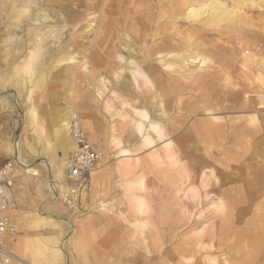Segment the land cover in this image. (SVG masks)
Returning <instances> with one entry per match:
<instances>
[{
	"label": "rangeland",
	"instance_id": "rangeland-1",
	"mask_svg": "<svg viewBox=\"0 0 264 264\" xmlns=\"http://www.w3.org/2000/svg\"><path fill=\"white\" fill-rule=\"evenodd\" d=\"M76 1L77 4H81L83 0H74L75 3ZM94 2L101 5L105 0H94ZM69 5L71 9L72 3ZM7 7V3H2L0 0V167L9 161L17 160L16 164L13 162V165L18 182H21L22 178H26L27 181L23 191H18L16 195L14 193L12 216L18 224V231L10 238L23 236L25 246V253H16V255L32 257L38 264H144L146 262L151 264H227L226 261L230 264H240L243 262V258L238 256V247L231 245V239L222 243V240L217 241L216 237L212 243H205L201 246L193 244L191 240L199 233L201 226H211L218 220L219 214L213 215L210 206L212 201H218L221 192L212 189L211 185L217 180L220 188L223 184V171L216 168L206 188L199 185L200 183L196 185V190L202 194L200 199L202 201L198 206L184 204L185 200L191 203L196 202L186 198L188 194L193 196V193L190 191L189 183L183 182L185 178L173 183L172 177L165 176L161 171L162 168L167 169L172 161L180 162L178 170L185 164H191L194 167L199 162L216 156L220 150V147L216 145L218 140L211 142L213 144L209 148L206 147L204 141L196 142L193 148L177 147L179 136L186 129L184 125L187 123L185 122H191L194 118L188 116L190 105L201 106L204 103H214L211 106L212 111H201L199 117L203 119L211 116L217 117L215 120L223 125L228 124L230 127L246 125L252 129L258 128L255 125H259L262 129L264 150V104L262 102L264 99V69L261 67L262 59H264V46L261 51H252V54L256 55L251 64L245 61L247 66L243 64L245 59L242 58V54L236 55V58L242 62L236 61L237 64L233 66L220 62L208 51L209 45H213L215 39L219 37L225 39L226 32H229L230 38H233V41L229 43L241 45L244 42H240L241 39L245 38L246 42L243 45L251 50L254 38H256L255 34L264 35L263 22L258 21L262 17L264 19V8L256 6L251 8L254 13H250L252 16L250 19L247 16L246 18L238 16L231 31L224 29L223 24H219L214 27L217 31L212 36L210 34L196 35V38L206 43L207 57L210 56L213 59L211 65L218 66L217 70L222 76L228 75L232 84L236 86L234 90H243V94L234 95L231 89L227 90V88L222 90V80H218L213 95L211 97L204 95L202 98L198 95L205 91V85H197L193 77V79L184 78L190 74V71L184 73L176 71L170 75H163L166 85L170 82H174L177 86L182 83V87L174 88L179 94L171 95V99L168 98L170 102L166 105L167 113L175 117L178 123L176 125L180 127L174 130V125L173 128L166 126L164 129L168 132V136L158 140L156 145L153 144L154 146L142 148L147 135L145 134L147 125L153 126L155 123H152L149 118L145 120V124H142V117L137 111L142 112L143 109L127 100L128 97L120 90L124 85V77L132 75L131 70L125 66L126 61L121 58L125 54L117 53L108 56L114 46L105 44L106 47L93 56L87 52L85 56L77 55V59L70 63L57 64L47 72L48 74L46 73L47 76L45 74L44 87L40 92L36 91L42 94L52 92L55 97L42 98L35 102L30 96L35 74L29 71L27 73L23 68L15 69L18 63L25 59L30 49L34 50V48L28 47L20 51L18 41L15 44L17 48L13 53L14 58L11 57L9 44L5 42L8 34L6 30L8 20L5 16ZM83 9L81 7L79 10ZM98 14V12L94 14L87 12L82 21L76 25L75 30L78 33L84 29L91 30L97 22ZM14 24H17L13 27L16 29V35L23 40H28L26 37L28 23L14 22ZM88 25L91 28H88ZM92 37L91 31L84 36V46L89 44ZM237 51L239 53V50ZM184 54L189 53L186 51ZM163 55H166V52ZM190 59L185 64L188 68L194 69L198 76L207 70L208 66H204L203 62L199 60L193 62L194 60ZM155 63L162 67L158 59ZM66 66L78 67L67 70ZM130 66L134 70H139L138 64H130ZM161 70H164L163 67ZM165 70L168 71V68ZM258 75L261 76L258 77ZM181 88L184 89L181 91L179 90ZM222 91L228 93L225 95ZM227 95H229L228 100L225 99ZM245 99L250 103L249 109L240 107ZM157 100L158 98H154L150 102ZM33 107H36L38 114L33 113ZM64 107H74L77 110L76 118H79L92 146L94 145L102 154L97 167L102 170L101 180L93 184L90 179L87 191L74 208H69L57 200L59 188L62 192L67 191V188L61 185L63 174L58 175V167L61 164L59 161L64 163L67 157L62 149L64 142L57 140L55 128L51 123V115L62 111ZM251 117H256L255 123L248 122ZM38 121L46 124V127L43 125L44 130H37L35 125ZM140 124L143 126L139 129ZM124 148H128L130 152L121 151ZM16 153L21 156V161L18 160ZM126 162L133 164L132 167L136 168L128 177L120 172ZM31 171L37 174L31 175ZM205 171L209 174L211 168H206ZM142 174L145 177L146 186L143 190H138L137 185L132 186L129 183H135ZM216 175L217 178H215ZM226 175L223 174V177ZM230 176L234 178L235 174L231 173ZM207 192L211 193L210 197L204 195ZM138 194L145 198L150 210L149 216L156 218V220L153 219L154 221L149 219L150 225L153 226L154 223L158 225L159 223L156 222L160 220V213L163 212L166 215L163 217L165 219L172 220L173 217L181 219L175 229L170 227L165 229L160 226V230L153 229L151 232L150 229L145 228L149 235L148 238L150 237V248L148 249L151 251L150 254L146 247L141 245V232L130 223L124 224L121 227L122 230L116 234L112 231L113 224L118 222L119 215H124L128 220L129 218L136 220V214H138L136 196ZM223 199L230 203L225 196ZM103 203L107 206H101ZM53 205H57V209L52 208ZM95 212H98L101 218L97 228L89 226L86 221ZM46 216L58 219V224L53 225V221L47 220ZM210 216L216 217L208 220ZM199 222L201 225L196 230L195 224ZM157 233L160 236H157ZM239 247H242V244ZM53 248L59 251L60 255L56 256V250L54 251ZM248 249L250 248H246ZM92 253L94 262H91ZM12 254L15 255L13 252ZM13 262L14 260L11 264Z\"/></svg>",
	"mask_w": 264,
	"mask_h": 264
},
{
	"label": "bare ground",
	"instance_id": "bare-ground-1",
	"mask_svg": "<svg viewBox=\"0 0 264 264\" xmlns=\"http://www.w3.org/2000/svg\"><path fill=\"white\" fill-rule=\"evenodd\" d=\"M1 1L8 5L5 15L8 20L6 29L8 34L5 42L9 44L11 57L14 58L13 53L17 48L15 44L18 41L20 42V51L28 47L34 48V50L30 49L25 59L20 61L15 69L23 68L26 69L27 73L29 71L31 74H35L30 94L35 102L42 98L51 99L55 97L52 92L51 94L50 92L45 94L39 92L45 85V74L57 66V64L62 62L70 63L77 59V55L85 56L87 52L93 56L105 48V44H112L114 46L108 56H113L117 53L125 54L126 57L121 56V58L126 61L125 66L131 70L132 75L131 77H124V85L120 86V90L128 97L127 100L143 109L142 112L137 111L142 117V124H145V120L149 118L152 123H155L153 126L148 124L149 128L147 125L145 131L147 135L141 146L142 148L152 146L158 140L168 136V132L164 129L166 126L173 128L174 125V130L180 127L176 125L178 123L175 117L167 113L166 105L170 102L171 95L177 96L179 94L178 90L174 88L182 87V83L178 86L174 82L166 85L163 75H170V73L176 71L179 73L190 71V74L184 78L193 77L197 85H205V91L198 95L202 98L204 95L210 97L213 95L216 81L218 80H222V90L227 88V90L231 89L234 95L243 94V90H234L236 86L232 84L228 75L222 76L220 71L217 70L218 66L211 65L213 59L210 56L207 57L206 43H203L200 38H196V35L204 36L205 34H210L212 36L217 31L214 27L219 24H223L224 29L231 31L238 16L245 18L247 16L250 19L252 17L250 13H254L251 8H254V6L264 8V0H105L101 5L94 2V0H83L81 4H77V1L75 3L74 0ZM70 3H72L71 9H69ZM81 7L84 9L79 10ZM87 12L88 14L98 12L99 14L96 17L97 22L91 30L84 29L78 33L75 30L76 25L82 21ZM258 21L263 22L262 31H264L263 17ZM14 22L28 23V29L26 30L28 40H23L19 35H16V29L13 27H16L15 25L17 24H14ZM87 27L89 28L90 25ZM90 31L93 37L90 38L89 44L84 46V36L88 35ZM255 35L256 38H254L255 41L252 44L251 50L244 47L245 38L241 39L240 42L244 41L241 45L229 43L233 41V38H230V33L226 32L224 34L225 39H220L219 37V39L214 40L211 38L215 43L209 45L208 51L216 56L220 62L233 66L238 61H241L236 58V55L242 54V58L245 59L243 64L247 66L245 61L251 64L256 55L255 53L252 54V51H261L264 46V35L262 33ZM76 50L78 51L76 52ZM237 50H239V53ZM186 51H188V55L184 54ZM164 52H166V55H163ZM190 58L194 60L193 62L196 60L203 62L204 66H208L207 70L200 74V76L197 73L195 74V70L188 68L185 64ZM156 59H158L164 70H161L162 67L155 63ZM130 64H138L139 70L132 69ZM262 64L261 67L264 69V59H262ZM73 67L78 66H66L67 70H72ZM165 68H168V71ZM170 86L171 88H169ZM182 89L184 88L179 90L182 91ZM36 91L39 92L36 93ZM222 92L224 93V91ZM227 93L224 94L226 95ZM228 96H225L226 100H228ZM154 98H158V100L150 102ZM262 102L264 104V99H262ZM212 105L214 103L210 102L204 103L201 106H189L188 116L194 118L191 122H185V124L187 123V125H184L186 129L179 136L177 147L193 148L196 142L204 141L206 147L209 148L213 144L211 142L218 140L216 143L220 147L218 154L199 162L194 167L191 164H185L182 166L183 169L181 167L180 170H178L180 162L172 161L168 168H162L161 172L165 176H171L173 183L185 178L183 182L187 181L189 183L191 187L190 191L193 193V196L188 194L186 198L195 200L196 202L191 203L185 200L184 204L193 206H198L202 201L200 200L202 194L196 190V185L200 183L199 185L206 188L216 168L222 170L223 174H227L225 177L222 174L223 184L220 185V188L217 185L216 179L211 185L212 189L221 192V195L218 196V201H212L210 206V208L212 207L213 215L219 214L218 220L213 222L211 226L203 225L200 229L198 226L201 223L195 224V228L196 230L199 229V233L191 240L193 244L201 246L205 243H212L216 240V237L217 241L222 240V243L231 239V245L238 247V256L244 260L240 264H264V150L262 148V129L259 125L255 124L258 127L256 129L249 128L246 125H233L230 127L228 124L223 125L216 121L217 117L211 116L205 119L199 117L202 113L201 111H212ZM240 107L249 109L251 106L248 100L245 99L242 101ZM32 111L35 115L38 114L36 107H33ZM76 114L77 110L74 107H64L62 111H57L51 115V123L55 128L57 140L64 142L62 149L65 157L71 156L73 151V142L68 132V126L70 119L77 117ZM255 120L256 117H251L248 119V122L255 123ZM142 124L138 125L139 129L143 126ZM43 125L46 127L45 123L42 124L38 121L35 126L37 130H44ZM154 133L157 138L154 136ZM121 151L130 152L128 148H124ZM18 154L16 153V156L21 161V156ZM67 161L64 163L59 161L60 165L64 164V166L59 165L58 167V175L63 174L62 178ZM132 165L129 162L123 164L120 171L121 174L125 177L133 174L136 168L132 167ZM135 167L137 166L135 165ZM96 168L90 174L93 184L99 182L102 176V170ZM206 168H211V173H206ZM176 172L177 174L175 175ZM231 173L235 174L234 178L230 176ZM30 174H37V172L31 171ZM144 178L142 174L135 183L130 182L129 184L132 186L137 185L138 190H143V187L146 186ZM215 178H217V175ZM209 194L211 193L207 192L204 195L207 197ZM224 196L230 200V203L223 199ZM136 201L138 209L136 220L135 218V221L131 218L128 220L124 215H119L118 222L113 224L112 231L116 234L119 230H122L121 227L124 224L130 223L141 232V245L146 247L147 252H149L148 254H150L151 251L148 250L150 248V237L148 238L149 235L145 228L150 229L151 232L153 229H159L160 226L165 229L168 227L175 229L180 224L181 219L180 217H173L172 220L165 219L163 217H166V215L163 212L160 213V220L156 222L159 224H153L152 222V226L148 221L149 219L156 220V218L149 216L150 210L145 198L141 194H138ZM101 206L106 207L107 204L103 203ZM169 209L171 210V208ZM200 216H203L202 212ZM212 217L216 216H210L208 220H211L210 218ZM45 218L53 221V225L59 222L54 217L46 216ZM156 235L158 236L159 233ZM240 244H242V247H239ZM246 248L250 249L246 250ZM9 253L11 258L10 264L12 260H14L12 264H38L32 257L14 255L10 251ZM55 254L56 256L60 255L57 250ZM93 257L92 253L91 262H94ZM226 262L230 264L229 261Z\"/></svg>",
	"mask_w": 264,
	"mask_h": 264
},
{
	"label": "built area",
	"instance_id": "built-area-1",
	"mask_svg": "<svg viewBox=\"0 0 264 264\" xmlns=\"http://www.w3.org/2000/svg\"><path fill=\"white\" fill-rule=\"evenodd\" d=\"M68 132L72 138L73 151L65 164L61 182L67 191L62 192L59 188L57 199L69 208H74L87 191L91 171L100 163L102 154L93 148L79 118L70 119ZM13 172L12 161L0 167V264H10V250L5 244V237L18 229L17 224L8 216L14 205L16 179Z\"/></svg>",
	"mask_w": 264,
	"mask_h": 264
},
{
	"label": "crops",
	"instance_id": "crops-1",
	"mask_svg": "<svg viewBox=\"0 0 264 264\" xmlns=\"http://www.w3.org/2000/svg\"><path fill=\"white\" fill-rule=\"evenodd\" d=\"M93 148L98 150L94 145H93ZM69 157H67V160H68ZM66 160V161H67ZM14 164H16L17 160L13 161ZM97 169V168H96ZM95 169V170H96ZM26 173V172H25ZM32 175V174H31ZM13 176L15 177L16 181H17V185L15 187V195L17 194L18 191H23L25 189V182L26 181V178H22L21 182H18V176L16 175V169H14V172H13ZM18 196V195H17ZM58 200V199H57ZM50 207V205H49ZM48 207V208H49ZM57 205H53L52 208H55L57 209ZM24 209V208H23ZM12 209L8 212V216L10 217V219L12 221H14L15 223L16 220L13 218L12 216ZM87 223L89 224V226L91 227H94V228H97L98 227V221H101V218H100V215L99 213L97 214H93L91 217L87 218ZM17 227H18V224H17ZM18 231V229H17ZM17 231L15 232V234L11 233V234H8L6 237H5V242L7 244V247L9 246V250H11L10 252H13V253H17V254H24L25 253V246H24V238L23 236H17L16 238L15 237H11L12 235H16L17 234ZM11 244V245H10Z\"/></svg>",
	"mask_w": 264,
	"mask_h": 264
}]
</instances>
